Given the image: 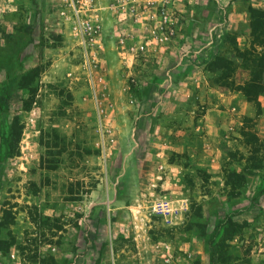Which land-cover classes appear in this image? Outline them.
Here are the masks:
<instances>
[{
    "label": "rangeland",
    "instance_id": "rangeland-1",
    "mask_svg": "<svg viewBox=\"0 0 264 264\" xmlns=\"http://www.w3.org/2000/svg\"><path fill=\"white\" fill-rule=\"evenodd\" d=\"M95 1L89 27L73 0H0V264H264V142L252 119L235 129L254 137L223 141L216 178L188 155L194 130L174 135L187 165L182 193L157 184L159 164L179 152L158 157L154 139L184 125L149 121L148 102L164 95H154L153 70L187 58L236 88L247 47L226 33L227 48L211 57L184 39L193 5L227 0ZM233 1L247 16V0ZM34 66L30 93L20 82ZM14 119L21 136L11 153ZM162 196L183 205L174 226L145 216ZM174 227L202 237L203 253L172 251L165 232Z\"/></svg>",
    "mask_w": 264,
    "mask_h": 264
},
{
    "label": "crops",
    "instance_id": "crops-1",
    "mask_svg": "<svg viewBox=\"0 0 264 264\" xmlns=\"http://www.w3.org/2000/svg\"><path fill=\"white\" fill-rule=\"evenodd\" d=\"M233 2V0H227L225 3L209 4L204 2L193 5L190 10L193 15L190 16L194 19L195 25L192 27L191 34L185 35L184 39L187 42L194 40L202 42L203 45L199 51H202L205 46L204 52L211 53L209 56L212 57L214 56L213 52L221 49L222 44H225L223 49L227 48L228 41L225 39L226 36L222 35L228 33L233 37L235 45L241 47L240 49L247 47V49H252L253 54L264 56V44L255 39L256 35L251 27L248 9L246 16V9ZM240 6L241 8H238ZM248 6L264 11V0H247ZM221 9L223 10L222 14H220ZM105 10L107 11V9ZM260 37L264 38V34H260ZM204 65H193L191 61L184 58L181 65L164 67L162 72L153 70V75L158 76L157 81L152 83L154 95L161 89L164 95L161 98H151V101L148 102L149 121L155 124L171 121L184 125L176 132L170 128L168 131L165 129L163 135L157 133L154 139L153 145L158 157L173 150L179 152V156L168 162H165L166 160L164 161L162 157L163 162L159 164V172L162 173L157 184L161 188H169L170 192L167 191L169 194L182 193L183 188L178 186V174L180 173L182 176V173L187 169V165L180 158L184 147L169 141L174 138V135H188L191 130H194L195 144L191 146L194 148L190 149L188 155L193 156L194 158L191 160H196L198 165L210 166L212 178L223 173L221 157L226 154L223 149V141L226 140L229 144V142L243 138L241 131H237L235 127L239 128L240 125H243L246 117L255 122L257 126L255 133L264 142V80L255 82L259 93L254 101L240 89H228L223 86V82L220 83L217 79L219 73ZM234 76L237 85L248 84L251 79V68L248 65L246 68L239 62ZM177 99L179 100L177 101ZM162 139L165 141H160ZM195 176L194 179L198 180L199 176ZM141 224L142 222L137 223L139 226ZM181 227L179 228L181 229ZM180 229L174 227L165 232L170 234L167 243L172 251L190 249L189 251L195 250L197 254L203 253L204 239L197 234L189 239L180 238L181 232L179 231L182 230ZM122 232L124 233V230ZM176 237L177 239H175ZM179 260L174 264H184Z\"/></svg>",
    "mask_w": 264,
    "mask_h": 264
},
{
    "label": "trees",
    "instance_id": "trees-1",
    "mask_svg": "<svg viewBox=\"0 0 264 264\" xmlns=\"http://www.w3.org/2000/svg\"><path fill=\"white\" fill-rule=\"evenodd\" d=\"M248 12L251 13L249 15L251 27L253 30V33L256 35L255 39L256 41L260 40L259 43L264 44V38L260 37V34H264V11L255 9V8H249ZM252 49H247V65L251 68V79L248 84L244 85H237L235 89H240L249 99L256 101L257 94L259 93L258 87L256 86L255 82H261L264 80V56H258L257 54H253ZM231 63V61H230ZM228 61L223 63V68H229L230 64ZM40 68L39 66H34L29 70L28 73L23 75L21 80V85L23 87H27L29 92L31 93L34 91L32 86V81L36 76H39ZM226 74V73H225ZM224 73L221 74L217 79L218 81L226 80L227 76ZM2 99V98H1ZM0 99V100H1ZM250 121V118H247V122ZM242 135L246 138L254 137L253 135H249L242 132ZM21 136V126L18 123L17 119H14L11 124V132H10V139H9V150L11 153L14 151L16 143L19 141ZM14 153V152H13Z\"/></svg>",
    "mask_w": 264,
    "mask_h": 264
},
{
    "label": "built area",
    "instance_id": "built-area-1",
    "mask_svg": "<svg viewBox=\"0 0 264 264\" xmlns=\"http://www.w3.org/2000/svg\"><path fill=\"white\" fill-rule=\"evenodd\" d=\"M71 5L74 10L75 16L77 19H79L80 23L87 24L89 27H91L92 22L94 24L95 19H92V15H88L89 13L87 12H91L95 9V0H73ZM129 9H135L134 5H131ZM165 11L166 8L163 9V13L164 19H167L168 15L166 16ZM84 16L89 17L81 20V18H84ZM183 212L184 210L182 204H175L170 198L162 196L152 199L145 216H155L156 218H159L161 220V224H164L165 226H174L177 223V219L182 217Z\"/></svg>",
    "mask_w": 264,
    "mask_h": 264
}]
</instances>
